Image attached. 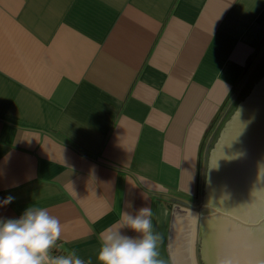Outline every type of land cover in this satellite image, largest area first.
I'll use <instances>...</instances> for the list:
<instances>
[{"label":"crops","instance_id":"1","mask_svg":"<svg viewBox=\"0 0 264 264\" xmlns=\"http://www.w3.org/2000/svg\"><path fill=\"white\" fill-rule=\"evenodd\" d=\"M256 51L249 74L264 0H0V219L46 208L52 255L99 264L101 231L150 207L173 264L157 192L197 194L201 140Z\"/></svg>","mask_w":264,"mask_h":264},{"label":"water","instance_id":"2","mask_svg":"<svg viewBox=\"0 0 264 264\" xmlns=\"http://www.w3.org/2000/svg\"><path fill=\"white\" fill-rule=\"evenodd\" d=\"M263 72L247 85V96H239L219 138L213 139L202 202L199 189L193 200L157 192L173 201L169 236L173 264H264V75L257 81ZM205 138L206 134L200 157Z\"/></svg>","mask_w":264,"mask_h":264},{"label":"clouds","instance_id":"3","mask_svg":"<svg viewBox=\"0 0 264 264\" xmlns=\"http://www.w3.org/2000/svg\"><path fill=\"white\" fill-rule=\"evenodd\" d=\"M14 199L8 196L2 204H10ZM151 217L150 207L140 208L134 216L123 211L119 225L103 229L99 237V264H164L158 250L161 237L154 231ZM124 227L140 235H124ZM62 233L59 218L42 207H29L19 219H0V264H92L75 251L52 255Z\"/></svg>","mask_w":264,"mask_h":264},{"label":"rangeland","instance_id":"4","mask_svg":"<svg viewBox=\"0 0 264 264\" xmlns=\"http://www.w3.org/2000/svg\"><path fill=\"white\" fill-rule=\"evenodd\" d=\"M254 61L252 65L254 64ZM251 67L246 72V74L241 78L240 81L237 80L238 84L236 86H235L236 83L233 85L232 89L228 93V96L220 104L217 110V112H220L219 116L216 118L217 113L215 114V116H213L211 123L209 124V126L207 127L204 133L206 134V138H205L204 150L202 153V157H203L202 158V168H201L202 182H200V186H199V196H198L199 203H201L204 198V188L206 185L208 164H209L210 154L212 151L213 139L219 138L221 126L225 125L226 122L228 121L229 115L231 111L235 108L238 102L239 96H247V93H246L247 85L254 84V80L258 76V74H256L255 68L253 69L252 73L249 74ZM189 199L193 200L195 199V196H192Z\"/></svg>","mask_w":264,"mask_h":264},{"label":"trees","instance_id":"5","mask_svg":"<svg viewBox=\"0 0 264 264\" xmlns=\"http://www.w3.org/2000/svg\"><path fill=\"white\" fill-rule=\"evenodd\" d=\"M264 75V72H263V74H261V76L260 77H258V79H257V81L262 77Z\"/></svg>","mask_w":264,"mask_h":264},{"label":"bare ground","instance_id":"6","mask_svg":"<svg viewBox=\"0 0 264 264\" xmlns=\"http://www.w3.org/2000/svg\"><path fill=\"white\" fill-rule=\"evenodd\" d=\"M203 231V230H202Z\"/></svg>","mask_w":264,"mask_h":264}]
</instances>
